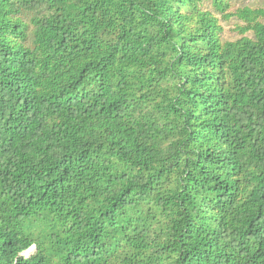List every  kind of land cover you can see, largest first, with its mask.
<instances>
[{"label":"trees","instance_id":"16d2710c","mask_svg":"<svg viewBox=\"0 0 264 264\" xmlns=\"http://www.w3.org/2000/svg\"><path fill=\"white\" fill-rule=\"evenodd\" d=\"M231 2L0 0V264H264V8Z\"/></svg>","mask_w":264,"mask_h":264},{"label":"rangeland","instance_id":"374dc122","mask_svg":"<svg viewBox=\"0 0 264 264\" xmlns=\"http://www.w3.org/2000/svg\"><path fill=\"white\" fill-rule=\"evenodd\" d=\"M209 7V5L207 4ZM250 7L252 9L264 8V0H232L230 12H236L241 7ZM264 21V20H263ZM224 27V37L229 40H236L240 37V34L237 30V26L242 25V22L239 21L236 17H232L230 20L222 23ZM250 35V33L248 34ZM252 35V34H251ZM33 249L29 251L31 255L33 253Z\"/></svg>","mask_w":264,"mask_h":264},{"label":"clouds","instance_id":"9594fccd","mask_svg":"<svg viewBox=\"0 0 264 264\" xmlns=\"http://www.w3.org/2000/svg\"><path fill=\"white\" fill-rule=\"evenodd\" d=\"M31 249H33V251L35 250V248L34 247H32V248H30L27 252H29ZM25 254V253H24ZM32 255V254H31ZM26 256V255H25ZM26 257H28V256H26Z\"/></svg>","mask_w":264,"mask_h":264}]
</instances>
